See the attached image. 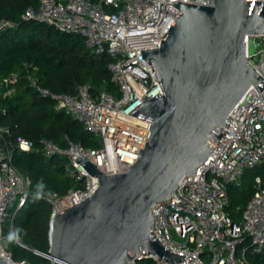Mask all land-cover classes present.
<instances>
[{"label": "built area", "instance_id": "2783aa9c", "mask_svg": "<svg viewBox=\"0 0 264 264\" xmlns=\"http://www.w3.org/2000/svg\"><path fill=\"white\" fill-rule=\"evenodd\" d=\"M193 3L194 0H39V5L22 13L26 20H36L85 38L95 53L112 57L109 70L117 93L106 89L95 95L91 84L79 85L75 94L59 93L43 86L35 73L37 66L25 65L0 79V98L12 96L23 76L29 85L44 97L55 101L58 110L77 119L99 139V145L86 148L70 141L65 147L50 138H42L39 146L33 140L18 135L8 140L11 131L0 124V252L12 264L6 230L16 242L14 222L29 199L33 180L14 164V155L38 150L47 157H64L65 169L79 186L66 194L46 196L52 205L51 219L56 213L86 199L100 185L99 176L92 174L78 157L90 159L105 174L127 171L141 156L144 146L128 141L133 138L147 142L149 135L114 124L115 120L151 131V128L117 117L122 113L149 123L151 120L131 114L144 100L142 97L163 94L154 69L143 57L142 49L159 48L166 33L182 9L171 2ZM247 2V0H245ZM15 23L0 19V30ZM252 37H259L262 46L257 54L250 53ZM247 56L264 78V33L247 36ZM258 57V61L255 58ZM230 115L221 143L213 147L196 176H185L176 191L185 199L171 197L157 204L154 211V233L164 247L176 254H186L181 262L167 263L157 255L135 254L128 264H139L152 258L158 264H249L247 251H264V89L252 85ZM262 169L254 175L255 192L235 221L228 213V187L242 186L248 169ZM188 200V201H187ZM239 247L242 256L238 257ZM51 260L53 257L49 256Z\"/></svg>", "mask_w": 264, "mask_h": 264}, {"label": "water", "instance_id": "95a60500", "mask_svg": "<svg viewBox=\"0 0 264 264\" xmlns=\"http://www.w3.org/2000/svg\"><path fill=\"white\" fill-rule=\"evenodd\" d=\"M182 9L159 48L142 49L163 88L145 95L130 113L152 123L116 116L151 131L115 120L114 124L149 135L140 158L125 172L105 174L80 155L99 187L51 219V264H128L135 254L157 255L167 263L186 254L164 247L154 233L158 203L176 193L185 176H196L233 119L232 109L264 78L247 56V36L264 33V0L171 2ZM77 120V119H76ZM186 200V199H185ZM188 201V200H187ZM0 264H12L0 252Z\"/></svg>", "mask_w": 264, "mask_h": 264}, {"label": "trees", "instance_id": "16d2710c", "mask_svg": "<svg viewBox=\"0 0 264 264\" xmlns=\"http://www.w3.org/2000/svg\"><path fill=\"white\" fill-rule=\"evenodd\" d=\"M39 5V0H0V19L15 23L0 30V79L25 65L37 66L35 73L43 86L59 93L75 94L80 84L89 82L92 93L106 89L117 93L112 80L107 53H95L86 45L85 38L58 30L36 20L22 18L29 7ZM0 124L11 131L8 140L14 142L23 135L39 146L42 138H50L65 147L70 141L86 148L99 145L98 137L78 120L56 108L55 101L44 97L29 85L26 76L17 85L12 96L0 98ZM15 166L32 180L27 204L18 212L15 240L8 250L15 262L25 264H51L49 257L52 205L46 196L53 192L64 195L78 182L66 172L64 157H47L38 150L23 151L14 155ZM255 192L254 178L249 177L240 187H228L227 213L235 220L242 217V209ZM10 237L9 228L6 230ZM249 264H264V251H247ZM139 264H158L144 258Z\"/></svg>", "mask_w": 264, "mask_h": 264}, {"label": "rangeland", "instance_id": "374dc122", "mask_svg": "<svg viewBox=\"0 0 264 264\" xmlns=\"http://www.w3.org/2000/svg\"><path fill=\"white\" fill-rule=\"evenodd\" d=\"M262 46L261 38L259 37H252L251 43H250V53L251 54H257L259 52V49ZM255 61H258V57L255 58ZM262 169L259 167L248 169L244 175V181L248 180L249 177H254L255 174L260 172ZM235 187H238L237 185H234ZM14 239V236L10 232V237L8 238V243L12 242ZM251 249V248H250ZM252 250V249H251ZM242 256V247H239L238 257Z\"/></svg>", "mask_w": 264, "mask_h": 264}]
</instances>
